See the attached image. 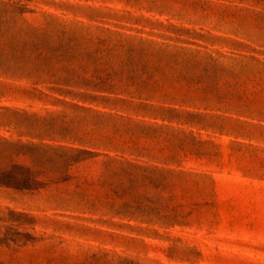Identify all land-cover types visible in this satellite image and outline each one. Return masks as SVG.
Instances as JSON below:
<instances>
[{"label":"rangeland","instance_id":"rangeland-1","mask_svg":"<svg viewBox=\"0 0 264 264\" xmlns=\"http://www.w3.org/2000/svg\"><path fill=\"white\" fill-rule=\"evenodd\" d=\"M8 157L0 264H264V0H0Z\"/></svg>","mask_w":264,"mask_h":264},{"label":"trees","instance_id":"trees-1","mask_svg":"<svg viewBox=\"0 0 264 264\" xmlns=\"http://www.w3.org/2000/svg\"><path fill=\"white\" fill-rule=\"evenodd\" d=\"M68 46V45H67ZM64 47L60 37H57L54 42L46 43L42 42L37 36L32 35L30 38L29 46H28V62H35L39 59H48L51 60H59L62 61L64 55L69 54L72 55L74 53V47ZM22 51H25L24 49ZM72 57V56H70ZM68 59V57H66ZM95 75H98L99 72L94 71ZM106 76H109L105 74ZM97 82L94 84L91 80L81 79V80H67L65 78L56 79L55 81L59 84L71 86L73 88H84L89 87V89L96 91H105L104 88V78H95ZM91 85V86H90ZM68 90V89H67ZM75 91V97L79 99H87L90 96V99L95 98H106L103 95L96 94L91 95V93L87 91H78L71 90L70 92ZM78 92V93H77ZM83 97V98H82ZM86 97V98H84ZM116 100H123L122 98H118ZM5 140V139H4ZM75 150L76 149H70ZM106 156L107 155H103ZM42 170L40 166H36L32 161H28L25 164H20L13 160L11 157H8L6 160L0 158V186L5 188H10L14 190H33L43 186V183L38 180V176L41 175ZM23 230V229H22Z\"/></svg>","mask_w":264,"mask_h":264}]
</instances>
